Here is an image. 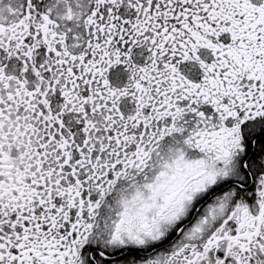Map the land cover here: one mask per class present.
<instances>
[{
  "label": "snow or ice",
  "instance_id": "obj_1",
  "mask_svg": "<svg viewBox=\"0 0 264 264\" xmlns=\"http://www.w3.org/2000/svg\"><path fill=\"white\" fill-rule=\"evenodd\" d=\"M0 264H264V0H0Z\"/></svg>",
  "mask_w": 264,
  "mask_h": 264
}]
</instances>
